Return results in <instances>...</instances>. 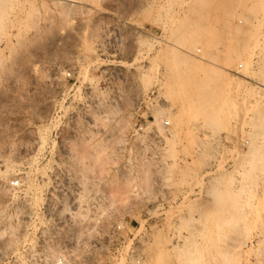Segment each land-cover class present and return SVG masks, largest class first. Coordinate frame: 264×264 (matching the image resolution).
<instances>
[{"label": "rangeland", "instance_id": "374dc122", "mask_svg": "<svg viewBox=\"0 0 264 264\" xmlns=\"http://www.w3.org/2000/svg\"><path fill=\"white\" fill-rule=\"evenodd\" d=\"M241 1L0 0V264H264V45L236 39L263 12ZM163 39L226 90H170ZM228 93L217 126L188 103Z\"/></svg>", "mask_w": 264, "mask_h": 264}, {"label": "bare ground", "instance_id": "6f19581e", "mask_svg": "<svg viewBox=\"0 0 264 264\" xmlns=\"http://www.w3.org/2000/svg\"><path fill=\"white\" fill-rule=\"evenodd\" d=\"M241 0H239V2H240ZM242 2V1H241ZM240 2V3H241ZM253 3L251 4L252 5V8H253V10L254 9H256V10H261L262 12H263V17H262V25L264 24V0H253L252 1ZM243 4V3H242ZM263 28H264V26H263ZM174 29V31H173V34L172 33H170V35L172 34V36H173V39L174 40H176V41H181V39L182 40H184V38L183 37H185L186 38V36H185V32L187 31V29L184 27L183 28V25L181 24V23H178V25L177 26H175V28H172V30ZM186 30V31H185ZM264 31V30H263ZM184 34V35H183ZM260 33H254V35H251L252 37L250 38V39H248V40H245V39H243V38H240V39H238V38H236L237 39V42H239L238 43V45L237 46H239V47H244V48H248V47H252L253 48V46H258V47H262V46H260V44L262 43L263 45H264V38L262 39V41H260L259 40V37H260V35H259ZM188 35V34H187ZM190 35V34H189ZM191 36V35H190ZM263 37H264V35H263ZM262 38V37H261ZM164 40V43H165V45L167 44V48H169V50H168V52H171V55H170V57H169V60H167V61H169V63H170V65H172V67H174V68H172V70L169 72V74L172 72L173 74H174V77H173V79L171 80L170 79V85H169V88H170V90H172V88L173 87H178V89L180 88H184L185 86H188V87H191L190 89L193 91V88L194 89H196V87L197 88H201V86H208L209 84H213V81L214 80H216V79H218L219 78V81H220V84L222 85V90L224 91V90H226V85H227V83L228 82H226V80H224L223 79V75H222V73H224L223 71V68H225V69H227V67L223 64V63H219V62H221V61H219V62H216L215 61V59L214 60H209L208 62H209V64L207 65V66H205V67H203V65H201V64H204V63H201L200 65L202 66H198V63H200V62H196L195 60V62L193 61V59L191 60L192 62H194V64L191 62V61H189L188 59L190 58V57H188V56H186V48H184L183 46H181L180 45V43H178V42H174V41H170V40H167V39H163ZM191 40V39H190ZM188 41H189V39H188ZM163 43V42H162ZM166 47V46H165ZM243 49V48H242ZM251 49V48H250ZM263 49H264V47L263 48H261V50L263 51ZM165 50H166V48H165ZM185 51V52H184ZM190 51V50H189ZM261 51V52H262ZM258 52H260V51H258ZM167 53V52H166ZM185 53V54H184ZM252 53V52H251ZM168 54L169 53H167V55L166 54H164V57H165V55H166V57L168 56ZM247 55L245 56L244 55V57H242V64H245V66H247L248 65V62H249V60H250V56L249 55H251V54H249L248 55V53H246ZM257 55V54H256ZM260 55L262 56V57H264L263 56V54H261L260 53ZM186 57H188V59L186 58ZM168 58V57H167ZM259 58V57H258ZM261 58V57H260ZM206 59V58H205ZM208 60V59H207ZM207 63V62H206ZM205 65V64H204ZM264 65V64H263ZM264 68V67H263ZM200 69V70H199ZM229 69V68H228ZM174 70V71H173ZM242 71V70H241ZM241 71L240 70H237L236 71V74L238 73V74H241ZM173 74H170V75H173ZM198 74H200V76H198L199 77V79L198 80H196L197 78V75ZM242 74H244V72H242ZM249 79H250V77H249ZM202 81V82H201ZM209 83V84H208ZM164 87H166L165 86V84H164ZM168 88V89H169ZM199 88V89H200ZM188 89V88H187ZM164 90V89H163ZM174 90H175V88H174ZM183 90V89H182ZM189 90V89H188ZM161 91V90H160ZM181 91V90H180ZM195 91H197V89L195 90ZM161 93H162V91H161ZM160 93V94H161ZM176 93V92H175ZM196 93V92H195ZM190 94V93H189ZM231 93H228V95L227 96H225V97H223V98H221V99H217V100H215V101H213V102H210V101H207L206 102V100L204 99V102L202 101L203 99L200 97V95H199V97L202 99H200L202 102H198V103H196L197 101H195V103L192 101H190V100H192V99H194V98H191L189 101H188V103L190 104V105H192L193 107H195V108H197L198 109V112L200 113V114H202L204 117H207V120H208V122L210 123V124H214V125H219V124H223L224 122H225V116L226 115H228V113H229V111L231 110V108L233 107V106H231V101H230V99H229V96H231L230 95ZM183 95V94H182ZM186 95V94H185ZM168 99V98H167ZM188 99V98H187ZM170 100V99H169ZM172 100V99H171ZM184 100V99H183ZM195 100H199L198 98H196ZM199 100V101H200ZM185 103V102H184ZM192 103V104H191ZM168 104V103H167ZM174 105V104H173ZM186 105V104H185ZM189 108L191 107V106H188ZM189 110V109H188ZM190 111V110H189ZM197 112V111H196ZM262 137V136H261ZM260 138V137H259ZM261 139V138H260ZM259 140V139H258ZM263 141H264V139H262ZM249 146V145H248ZM257 146H249V148H251V150L249 151V153H251V152H253L254 150V148H256ZM259 147V146H258ZM257 147V148H258ZM248 148V149H249ZM29 149V148H28ZM234 153V152H233ZM242 153V152H241ZM244 153H245V151H244ZM241 154H240V152H238V151H236L235 152V158L234 159H236L234 162H236L237 161V159L239 158V156H240ZM241 158V157H240ZM233 159V158H232ZM233 159V160H234ZM28 160H32V159H28ZM34 160V159H33ZM29 161V162H30ZM238 161H240L239 159H238ZM237 161V162H238ZM28 162V161H27ZM22 163V162H21ZM242 163H243V161H242ZM30 164V163H29ZM31 164H32V162H31ZM234 164V163H233ZM245 165H244V167H242V168H246V169H250L251 168V166L248 164V163H244ZM40 165V164H39ZM235 165V164H234ZM237 165H238V163L236 164V167H237ZM15 166H16V164H14V163H11V164H6V168H5V173L7 174V176L8 177H10V178H12L11 176L13 175L14 176V174H15ZM38 166V165H37ZM36 166V167H37ZM36 167H35V169H36ZM41 167V166H40ZM34 168V167H33ZM16 169H18V168H16ZM19 170V169H18ZM17 170V171H18ZM28 170V169H27ZM217 170V169H216ZM219 170H221V171H223L224 172V170H222V169H219ZM218 170V171H219ZM43 171V170H42ZM222 172V175L225 173H223ZM23 173V172H22ZM22 173L20 174V179L21 180H24V179H22ZM41 173V172H40ZM45 173V172H44ZM5 174V175H6ZM19 174V173H18ZM24 174V173H23ZM36 174V173H35ZM42 174V173H41ZM216 174V173H215ZM218 174H220V171H219V173ZM15 176H17V173L15 174ZM25 176H27L26 175V173H25ZM55 176V175H54ZM216 176V175H215ZM214 176V177H215ZM19 177V176H18ZM24 177V176H23ZM30 176H28V178H29ZM222 177V176H221ZM220 177V178H221ZM225 177V174H224V176L222 177V178H224ZM27 178V177H26ZM25 178V179H26ZM31 178V177H30ZM217 178V177H216ZM222 178H221V180H219V181H222ZM219 179V178H218ZM225 179V178H224ZM9 180V179H8ZM31 180V179H30ZM217 181V180H216ZM226 181V180H225ZM28 182H29V179H28ZM223 182H224V180H223ZM24 183V182H23ZM220 183V182H219ZM27 184V183H26ZM31 184V183H30ZM217 184V183H216ZM222 184V183H221ZM236 184H238V183H236ZM32 185V184H31ZM223 185V184H222ZM36 186H37V184H36ZM219 187H221V185L219 186ZM225 187H227V186H225ZM30 188V187H29ZM215 188H216V186H215ZM28 189V188H27ZM26 189V190H27ZM33 189V188H32ZM212 189L214 190V187H212ZM218 189V190H217ZM225 188H224V186L222 187V189H220V188H216V190H217V198H218V200H219V202H220V200H222V198H223V194H222V192H224V194H225V190H224ZM28 191V190H27ZM39 193V192H38ZM216 193V192H215ZM28 194H29V192H28ZM36 196V195H35ZM41 198V197H40ZM214 198H215V196H214ZM217 198H215V200L217 199ZM74 200H75V198H74ZM216 202H218V201H216ZM222 202V201H221ZM28 207V206H27ZM220 231L222 230V229H219ZM218 230V231H219ZM263 232V231H262ZM220 233H222V232H219V234ZM204 233H202V235H203ZM217 234H218V232H217ZM264 234V233H263ZM219 236H221V234L219 235ZM218 236V237H219ZM263 236V235H262ZM261 237V236H260ZM259 237V238H260ZM220 238V237H219ZM159 242V241H158ZM157 242V243H158ZM192 242V241H191ZM190 242V243H191ZM184 243V242H183ZM182 243V245H185V244H183ZM187 243V242H186ZM193 243V242H192ZM159 244H160V242H159ZM191 246H192V244H190ZM177 246V245H176ZM186 246H188V245H186ZM191 246H189V248L191 247ZM195 246V245H194ZM156 247V246H155ZM157 247H159V246H157ZM185 247V246H184ZM184 247L182 248V249H184ZM160 248V247H159ZM191 248H193V247H191ZM180 249V248H179ZM186 249H188L187 247H186ZM185 249V251L186 252H192L191 250H189V251H187ZM162 250V249H161ZM160 250V251H161ZM160 251H159V253H160ZM182 251V250H181ZM183 252V251H182ZM156 253H157V255H158V251H156ZM162 254H164V253H162ZM160 255H161V253H160ZM159 256V255H158ZM155 257H156V255H155ZM154 257V258H155ZM161 257H162V255H161ZM164 257V256H163ZM160 258V257H159ZM157 260V259H156ZM159 260V259H158ZM163 259H161V261H162ZM160 261V260H159ZM164 262V261H163ZM157 263V262H156ZM158 264V263H157ZM160 264V263H159Z\"/></svg>", "mask_w": 264, "mask_h": 264}, {"label": "built area", "instance_id": "2783aa9c", "mask_svg": "<svg viewBox=\"0 0 264 264\" xmlns=\"http://www.w3.org/2000/svg\"><path fill=\"white\" fill-rule=\"evenodd\" d=\"M242 67H243V64L239 63L236 69H234V71H237L241 69ZM68 74L70 75L71 73L68 72ZM163 124L168 126L170 124V121L168 119H164ZM89 242H90V245L88 247H86L87 245H85L84 250L82 249L84 252L93 254L96 250L102 248L103 243L101 239H92ZM73 258H74V254H73L72 249L70 248H64L61 252L54 254V255L48 254L44 256V259L49 260L51 264H68L69 259H73Z\"/></svg>", "mask_w": 264, "mask_h": 264}]
</instances>
